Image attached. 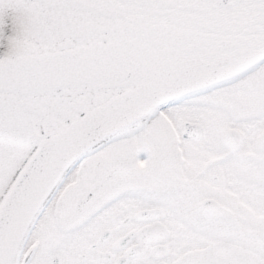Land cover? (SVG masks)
<instances>
[{
    "label": "snow or ice",
    "instance_id": "1",
    "mask_svg": "<svg viewBox=\"0 0 264 264\" xmlns=\"http://www.w3.org/2000/svg\"><path fill=\"white\" fill-rule=\"evenodd\" d=\"M0 264H264V0H0Z\"/></svg>",
    "mask_w": 264,
    "mask_h": 264
}]
</instances>
